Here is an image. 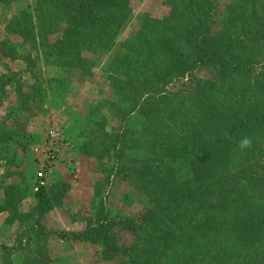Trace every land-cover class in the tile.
Wrapping results in <instances>:
<instances>
[{
  "label": "rangeland",
  "instance_id": "rangeland-1",
  "mask_svg": "<svg viewBox=\"0 0 264 264\" xmlns=\"http://www.w3.org/2000/svg\"><path fill=\"white\" fill-rule=\"evenodd\" d=\"M41 1L0 0V264L263 261L264 40L243 33L264 0L96 5L81 55L56 49L68 18ZM203 13L226 42L239 38L230 50L245 67L179 78ZM231 123L245 128L218 145ZM52 131L62 152L47 173L55 206L45 212L36 185ZM244 138L251 146L241 149ZM187 190L197 200L176 204ZM152 208L167 214L120 233L123 263L75 239L102 212L138 218Z\"/></svg>",
  "mask_w": 264,
  "mask_h": 264
},
{
  "label": "trees",
  "instance_id": "trees-1",
  "mask_svg": "<svg viewBox=\"0 0 264 264\" xmlns=\"http://www.w3.org/2000/svg\"><path fill=\"white\" fill-rule=\"evenodd\" d=\"M43 2L53 4L56 9L63 7L64 10L62 9V12H64L68 18L65 29H62L61 32H57V34L62 33L63 36L62 39L60 38V40L57 39L56 41L58 47L56 48V44L54 47L59 50L61 45H63L76 52L79 51L77 49L82 46V40L85 38V35L88 34L85 32V29L90 24L99 23L94 15L96 5L110 6L122 11L128 7V0H42L41 3ZM261 10L262 14H258L256 9L253 10L250 24L245 28L243 36L246 37L248 41L257 43L264 40V7H262ZM108 15L104 21L110 24L114 23L117 15L114 13ZM209 16L210 15L203 13L204 19H202L201 25L198 27V40L195 46V53L192 59L177 65V77L183 78L187 75H192L194 72L205 67H245L241 62V58L238 55H232V51L230 50V45L235 43L239 38H231L232 42H226L220 30H217L214 25L210 24ZM212 21L214 20L212 19ZM35 36L37 35L35 34ZM91 45L92 44H90V46ZM54 47L52 46V48ZM60 51L62 52V50ZM81 52H78V55H81ZM244 128L245 125L231 123L226 127L227 135L223 136V140L217 142V144L230 145L234 140L232 139V136H235L236 133L238 134ZM206 150L205 154L211 153L209 146L206 147ZM68 188V186H65L61 189L60 195L56 196L58 201L61 197H64ZM224 188L225 187L217 186V189L220 190H223ZM198 195L199 194L192 190L180 191L175 195L174 201L176 204L180 205L186 199L189 201L197 200ZM36 196L39 201V209H45L46 211H43L47 212L54 208L55 203L53 197L49 194L46 188L41 189ZM3 210H8V207L6 205H0V211ZM166 214L167 212L163 210L153 208L148 209L138 218L131 216H114L110 213L105 214L102 212L87 226L82 234L75 235V239L96 245L99 248L104 261L123 263L125 253L120 245V233L128 232L131 234H137L140 230L148 227L153 222L162 219ZM262 227H264V225ZM131 264L142 263L131 260ZM244 264L249 263L245 262ZM252 264H264V260L256 259L255 261H252Z\"/></svg>",
  "mask_w": 264,
  "mask_h": 264
},
{
  "label": "built area",
  "instance_id": "built-area-1",
  "mask_svg": "<svg viewBox=\"0 0 264 264\" xmlns=\"http://www.w3.org/2000/svg\"><path fill=\"white\" fill-rule=\"evenodd\" d=\"M50 138V143L47 145L45 156L41 160L40 170L37 174L36 191L46 188L48 170H50V167L54 164L62 152V144L60 142L62 139L60 138V135L55 131H52Z\"/></svg>",
  "mask_w": 264,
  "mask_h": 264
},
{
  "label": "clouds",
  "instance_id": "clouds-1",
  "mask_svg": "<svg viewBox=\"0 0 264 264\" xmlns=\"http://www.w3.org/2000/svg\"><path fill=\"white\" fill-rule=\"evenodd\" d=\"M251 146V141H250V139H248V138H244V139H242L241 141H240V143H239V147L241 148V149H246V148H249Z\"/></svg>",
  "mask_w": 264,
  "mask_h": 264
},
{
  "label": "crops",
  "instance_id": "crops-1",
  "mask_svg": "<svg viewBox=\"0 0 264 264\" xmlns=\"http://www.w3.org/2000/svg\"><path fill=\"white\" fill-rule=\"evenodd\" d=\"M45 156V155H44ZM43 159V158H42ZM6 210L0 211V215L4 214Z\"/></svg>",
  "mask_w": 264,
  "mask_h": 264
}]
</instances>
